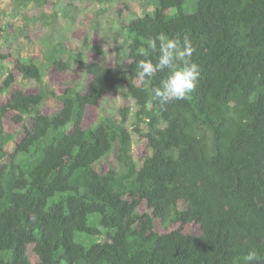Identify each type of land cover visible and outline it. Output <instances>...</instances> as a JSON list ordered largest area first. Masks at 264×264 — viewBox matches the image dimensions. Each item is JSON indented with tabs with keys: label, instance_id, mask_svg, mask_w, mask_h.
<instances>
[{
	"label": "trees",
	"instance_id": "16d2710c",
	"mask_svg": "<svg viewBox=\"0 0 264 264\" xmlns=\"http://www.w3.org/2000/svg\"><path fill=\"white\" fill-rule=\"evenodd\" d=\"M46 2L0 0V42L10 45L0 51V264H244L250 249L264 264V0H136L143 15L121 24L115 65L88 61L86 89L61 94L45 74L69 68L68 49L53 39L57 15L44 21ZM32 27L48 44L40 62L21 58L17 36ZM175 34L193 39L202 73L189 99L162 106L150 89L166 73L141 83L136 65L150 39ZM14 69L38 91L1 102ZM118 88L134 105L131 129L130 107L84 127L86 108ZM48 96L61 101L51 114ZM9 112L24 127L17 142L3 126ZM132 132L145 141L140 166ZM115 144L119 168L99 173ZM189 224L199 233L185 232Z\"/></svg>",
	"mask_w": 264,
	"mask_h": 264
},
{
	"label": "rangeland",
	"instance_id": "374dc122",
	"mask_svg": "<svg viewBox=\"0 0 264 264\" xmlns=\"http://www.w3.org/2000/svg\"><path fill=\"white\" fill-rule=\"evenodd\" d=\"M13 1H10L6 8H12ZM33 9L31 6L21 5L20 12L26 13ZM42 12L48 15L47 19H51L52 14L57 15V29L59 33L53 36L54 41L62 42L68 49V54L63 55L62 59L67 60L69 68L61 70L52 67L45 74V81L55 91L61 94L63 90L70 85H75L81 90H85L90 76L86 73L85 64L88 61H100L106 66H113L116 62L117 52L122 50V39L119 35L121 24L132 22L134 19L143 15L142 8L136 0H112L108 4H101L91 0H47L42 7ZM8 19L13 21V31L21 26L20 19L16 16L8 15ZM2 18L0 17V22ZM42 27H32L28 31L19 34L20 42L25 43L22 50L21 58H31L35 62L42 59L43 50L47 47V43L40 40ZM27 35V37L25 36ZM98 45L101 54L93 50V46ZM10 46V45H9ZM8 45L0 42V51L6 53L9 49ZM123 64V60H121ZM16 81L11 88L6 91L1 98V102H5L15 89H21L25 92L35 93L38 91V85L23 79L19 72L13 70ZM61 106V101L55 96H48L43 105L42 110L45 114H51L57 111ZM133 102L125 99L120 88L112 91L103 97L98 105H89L86 108L83 120L84 127H91L100 119V117H111L121 119L122 108H132L125 122L126 126L131 129L133 122L134 110ZM13 112H9L3 118V126L6 132L15 133L16 142L24 135V127L22 124L16 123L12 118ZM24 124L31 127L30 118H26ZM69 126L66 128V130ZM132 146L131 155L136 166H140L143 158L147 154L144 139L135 132L131 134ZM15 143L8 145V151L12 152ZM118 147L115 144L114 149L107 156L102 158L94 165L99 173L106 172L109 168L118 169ZM185 232L193 234L199 233V227L189 224L184 229ZM31 259H35L31 249L28 250Z\"/></svg>",
	"mask_w": 264,
	"mask_h": 264
},
{
	"label": "clouds",
	"instance_id": "9594fccd",
	"mask_svg": "<svg viewBox=\"0 0 264 264\" xmlns=\"http://www.w3.org/2000/svg\"><path fill=\"white\" fill-rule=\"evenodd\" d=\"M148 51L136 65L141 83L166 73L159 86L150 89L153 101L167 105L173 101L187 100L199 84L202 66L193 59L196 45L189 35L175 34L171 38L159 35L149 40ZM155 54V60L151 58ZM244 264H256L261 260L256 249H250L243 256Z\"/></svg>",
	"mask_w": 264,
	"mask_h": 264
}]
</instances>
